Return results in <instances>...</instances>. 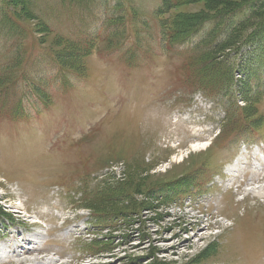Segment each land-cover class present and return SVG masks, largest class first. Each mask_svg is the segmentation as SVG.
I'll list each match as a JSON object with an SVG mask.
<instances>
[{
	"label": "rangeland",
	"instance_id": "rangeland-1",
	"mask_svg": "<svg viewBox=\"0 0 264 264\" xmlns=\"http://www.w3.org/2000/svg\"><path fill=\"white\" fill-rule=\"evenodd\" d=\"M94 1L34 0L53 33L22 12L26 33H0V78L11 65L18 80L0 88V264H264V0L181 3L160 19L162 0ZM210 17L185 45L164 37L167 22L180 38ZM229 36L215 55L236 86L217 81L225 68L190 73ZM116 197L125 215L96 229L93 202Z\"/></svg>",
	"mask_w": 264,
	"mask_h": 264
},
{
	"label": "trees",
	"instance_id": "trees-1",
	"mask_svg": "<svg viewBox=\"0 0 264 264\" xmlns=\"http://www.w3.org/2000/svg\"><path fill=\"white\" fill-rule=\"evenodd\" d=\"M199 0H162V4L159 7L158 11H157V16L160 19V17L162 15H167L168 12L173 9L174 7L178 6L181 3H188V2H196ZM214 1V0H213ZM62 5L64 6H73V5H80V3H82V6L84 4H87V11L89 12L91 8H93L94 6H98V4L94 1V0H61ZM38 6L35 4L34 0H0V30H4L5 32H0V33H4L5 35H15V34H21V33H26L24 28L22 27L23 23V18L21 17V12L24 15V18L26 20V17L31 19V20H36L39 22V24L41 25V27L48 33L51 34L53 33L51 26L46 23V21L39 16L38 14ZM227 16H230V14H227ZM214 17V16H213ZM210 17L208 18V20L203 21L202 23L199 24L198 27L196 28H191L189 29L186 33H184V35L180 38H178V35H175V32L172 28V24L169 25V23L167 22L166 25L164 24V37L169 40L168 44L170 46L173 47H177V46H182L185 45L187 43V41H191V39L193 38V36L197 35L198 33L201 32V34L204 32L202 28H204V26L206 25L207 22L212 23L214 21V18H218V23H222V18L221 16L216 15L214 18ZM27 21V20H26ZM177 24V23H176ZM175 24V25H176ZM224 27L227 29L226 23L224 24ZM233 29V26H230V29ZM235 33V32H234ZM223 34V32H220L219 36H221ZM177 36V40L176 37ZM230 37H226L219 39L218 41H216L215 43H213L212 45H214V49L209 52L211 53L210 58L207 60H203L202 61H198V65L200 66V68H198V71L195 70L194 72H190V73H195L198 72V75L201 79H207L209 76L214 75L217 72H220L222 69L225 68L226 72L225 74H223L217 81H222L224 79V76L228 75V82L232 85V86H236L235 84V71L236 69H232L230 68H226L224 66V64L222 62H217V55H215L217 52H219L220 50H224L225 47L230 46ZM175 38V39H173ZM58 39L60 41L65 42L66 46L65 48L59 50L62 52V54L64 55H68L71 54V52L69 51V45L70 43H73L71 41V39L67 38V37H63L61 35H58ZM95 41V40H94ZM75 42V41H74ZM16 43V42H15ZM77 44H79V42H76ZM204 42L201 43H197L196 45L192 46L190 49L192 52H198L199 50L202 49ZM88 47H91L90 45H87ZM209 47V44L207 46V48ZM20 48L21 46H19V44H15L14 45V49H15V57H14V61L15 63H20L21 62V57L23 56V54L20 55ZM207 52V51H206ZM53 62H56L59 66H61L62 68H64L65 64L61 61L62 59L55 55V53L49 54L48 55ZM199 58H202L204 56L198 55ZM195 58V56H194ZM202 60V59H200ZM6 64H4L2 67H4ZM13 66L11 65H7L6 67H4V70H9V73L5 76H2L0 78V88L2 87V89H7L8 86H14L16 85L15 83L18 82V80H11V74H14L13 72H11ZM245 81L244 83L241 84V88L243 87H249L252 82L254 81V78L250 76V78H246L245 77ZM197 82V81H196ZM199 85H201L202 89L205 90V85L202 84L201 80L199 79L197 82ZM234 91V90H231ZM206 92V91H205ZM236 112L235 114L237 121L235 122H241L243 119H248L247 115H246V108H241V107H237L236 106ZM168 188V189H167ZM98 190V187H97ZM108 191H110L109 189L106 190L105 196L108 195ZM165 191H168V193L170 194V190H169V186L165 185L164 187L161 188V191H159L157 193L158 197H161L163 200H167L170 201V196L167 197L165 196L163 193ZM103 193L100 192L99 194ZM92 195V192H89V194L87 195V197L82 198L79 200V203H83L86 202L89 197ZM107 197H112L114 198V193L111 194V196H107ZM120 197H116L115 201H111V202H105V200H101V201H97V202H93V206H91L90 208L94 210L93 212V223H94V227L96 229H104V228H108V229H114V227H116L117 223L119 222L120 218L122 215L124 214V211H121V207L118 204ZM88 204V203H87ZM105 205H110L111 207H108L106 210H101L103 209ZM85 207V206H83ZM89 207V206H88ZM3 215H0V221H3ZM101 240L95 241L92 245H89L88 247L90 248H94V249H98L101 247H105L106 245L102 244L103 242H100ZM98 247V248H96Z\"/></svg>",
	"mask_w": 264,
	"mask_h": 264
},
{
	"label": "bare ground",
	"instance_id": "bare-ground-1",
	"mask_svg": "<svg viewBox=\"0 0 264 264\" xmlns=\"http://www.w3.org/2000/svg\"><path fill=\"white\" fill-rule=\"evenodd\" d=\"M227 99V98H226ZM175 121V120H174ZM235 163H238L236 160L234 161ZM239 164V163H238ZM258 182V181H257ZM257 182H255V183H252V184H256ZM168 189V188H167ZM259 190H255L256 191V193H261V192H264V188H258ZM253 191V190H252ZM132 193V192H131ZM174 193V192H173ZM115 198V197H114ZM134 198V197H133ZM148 200V199H147ZM158 202V201H157ZM158 208V207H157ZM154 211V210H153ZM238 222V221H237ZM235 225V224H234ZM104 230V229H103ZM49 261V260H48ZM53 262H52V260L50 261V262H41V261H34L33 262V264H52Z\"/></svg>",
	"mask_w": 264,
	"mask_h": 264
}]
</instances>
